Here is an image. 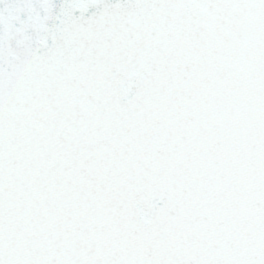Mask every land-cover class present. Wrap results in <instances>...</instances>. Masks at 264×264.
<instances>
[{"label":"snow or ice","instance_id":"obj_1","mask_svg":"<svg viewBox=\"0 0 264 264\" xmlns=\"http://www.w3.org/2000/svg\"><path fill=\"white\" fill-rule=\"evenodd\" d=\"M0 264H264V0H0Z\"/></svg>","mask_w":264,"mask_h":264}]
</instances>
